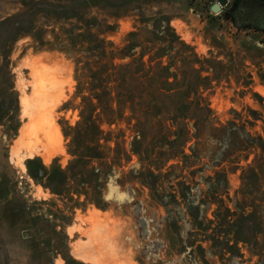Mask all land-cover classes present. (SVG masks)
Returning a JSON list of instances; mask_svg holds the SVG:
<instances>
[{
  "label": "rangeland",
  "instance_id": "obj_1",
  "mask_svg": "<svg viewBox=\"0 0 264 264\" xmlns=\"http://www.w3.org/2000/svg\"><path fill=\"white\" fill-rule=\"evenodd\" d=\"M24 1L0 0V264H264V164L252 163L259 151L219 167L209 162L216 149L213 128L234 122L264 137V34L239 30L225 18L233 0L216 14L209 6L218 0H116L126 12L94 4L82 13L89 33L115 54L114 64L133 58L118 52L130 34L148 46L167 23L166 35L183 44V54L198 57L208 71L201 76L209 79L199 91L210 111L207 122L189 129L190 141L174 148L175 157L159 171L151 168L156 176L147 178L150 187L136 175L145 165L131 153L128 113L109 124L96 120L100 151L119 157L115 175L102 181L98 205L76 196L69 183L62 195H52L42 179V168L63 170L72 159L71 129L87 96L77 91L85 45L70 47L65 32L83 34L86 27L39 14L52 11L44 4L24 13ZM74 2L83 11L86 3ZM39 80L49 96L40 108L51 139L30 146L22 137L29 118L21 98H32ZM163 144L147 149L159 153L172 146ZM251 168L263 173L256 170L255 178L243 181Z\"/></svg>",
  "mask_w": 264,
  "mask_h": 264
},
{
  "label": "trees",
  "instance_id": "obj_2",
  "mask_svg": "<svg viewBox=\"0 0 264 264\" xmlns=\"http://www.w3.org/2000/svg\"><path fill=\"white\" fill-rule=\"evenodd\" d=\"M74 1H64L63 4L56 0L24 1V13L32 6L44 4V7L51 8L52 11L45 9L39 11V14H49L55 21L75 20L86 27L83 34L65 32L70 47H75V41L80 44L79 49L85 45L81 52L82 61L79 62L82 63V73L81 81L77 83V91L79 94L86 92L87 96L81 99L80 120L71 129L69 154L72 159L63 170L58 166L49 170L42 168V179L45 188L52 195H62L64 187L69 183L76 196L82 193L89 202L98 205L102 181L111 174L115 175L113 168L119 162V157L113 154L108 158L100 151L98 141L102 132L96 120L101 117L109 124L113 120L124 118V112L128 113L124 119L133 122L129 144L131 153L138 157L141 165H145L143 171L138 167L136 175L143 185L150 187L151 183L147 178L156 176L151 168L159 171L164 162L175 157L174 148L184 147L190 141L192 136L189 129L194 130L197 125L207 122L210 111L199 91L207 88L209 79L207 76H201V73L208 71H203L198 57L192 52L183 54V44L179 43L173 34L166 35L170 32L167 23L158 32L157 38L146 42L148 46L141 45L137 40L138 34H130L127 45L118 52L122 54V59L133 58L126 64H114L112 60L115 54L108 53L105 43L89 33V25L82 24V13L94 4L116 13L125 9L122 10L116 0L110 3L104 0H82L86 5L83 11H79L81 5ZM170 37L174 38V41H171ZM173 45L175 48L170 51L169 48H173ZM137 48L139 52L137 58H134ZM144 56H148L145 62L142 60ZM163 59H166L165 64ZM195 65H198L199 69H195ZM168 138L172 140L169 141ZM211 138L216 145L209 158L213 167L231 163L243 154L245 161L248 155L256 150L259 154L254 155L252 163L264 164V137L250 133L243 126L228 122L224 126L211 129ZM150 143H165L162 145L164 147L167 144L172 146L162 149L159 153H149L147 146ZM122 156L127 160L125 152H122ZM187 158L183 156V159ZM256 170L263 173L261 168ZM256 170L247 169L243 181H247V175L255 178Z\"/></svg>",
  "mask_w": 264,
  "mask_h": 264
},
{
  "label": "bare ground",
  "instance_id": "obj_3",
  "mask_svg": "<svg viewBox=\"0 0 264 264\" xmlns=\"http://www.w3.org/2000/svg\"><path fill=\"white\" fill-rule=\"evenodd\" d=\"M50 73H51V71H50ZM44 75H43V77H44ZM44 87L42 86L41 80H39L33 87L34 90H33L32 98H30V97L27 98V96L21 98L22 99L21 102L23 105L22 111L24 110V114L28 115V118H29L28 123H26L24 126V129L22 131L23 133L22 132L21 133H22V137L27 140V142L29 143L30 146H31V143H34V144L39 145V146H43L44 144L49 142V137H50V132H49V124L50 123L49 122L50 121L47 120V117H46L47 114H45L46 116L44 115L43 111L45 109H43V107L40 108V105L42 106L41 102L43 101V99H45L47 97L45 99V100H47L49 97L48 94H47V96H45V93H44L45 88ZM47 87H49V86H47ZM41 109H43V111ZM45 112H46V110H45ZM43 115H44V117H43ZM51 129H53V128H51ZM55 130H54V132H55ZM50 139H51V137H50ZM32 146L34 147V145H32ZM34 148H36V147H34ZM37 150L38 149L35 150L36 151L35 153H37ZM30 151H32V150L30 149ZM31 157H32V155H31ZM90 240H91V238H90Z\"/></svg>",
  "mask_w": 264,
  "mask_h": 264
},
{
  "label": "flooded vegetation",
  "instance_id": "obj_4",
  "mask_svg": "<svg viewBox=\"0 0 264 264\" xmlns=\"http://www.w3.org/2000/svg\"><path fill=\"white\" fill-rule=\"evenodd\" d=\"M224 14L235 28L264 34V0H233Z\"/></svg>",
  "mask_w": 264,
  "mask_h": 264
},
{
  "label": "water",
  "instance_id": "obj_5",
  "mask_svg": "<svg viewBox=\"0 0 264 264\" xmlns=\"http://www.w3.org/2000/svg\"><path fill=\"white\" fill-rule=\"evenodd\" d=\"M225 5V0H218L209 6V12L216 14L220 11V8Z\"/></svg>",
  "mask_w": 264,
  "mask_h": 264
}]
</instances>
